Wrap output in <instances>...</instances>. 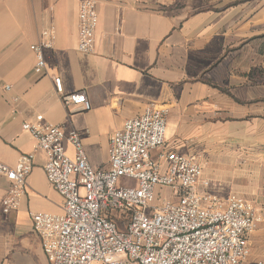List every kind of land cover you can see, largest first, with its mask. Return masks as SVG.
Returning <instances> with one entry per match:
<instances>
[{
	"label": "crops",
	"instance_id": "obj_1",
	"mask_svg": "<svg viewBox=\"0 0 264 264\" xmlns=\"http://www.w3.org/2000/svg\"><path fill=\"white\" fill-rule=\"evenodd\" d=\"M80 1L0 0V163L12 168L33 156L25 194L8 213L1 202L10 183L0 175V264H50L31 215L62 212L46 155L22 124L75 131L100 169L113 133L147 107L167 112L166 147L199 161L209 192L254 204L261 222L243 264H263L264 0H95L91 54L77 51ZM47 29L53 47L37 75L31 46ZM55 78L63 95L84 92L89 110L65 107Z\"/></svg>",
	"mask_w": 264,
	"mask_h": 264
},
{
	"label": "built area",
	"instance_id": "obj_2",
	"mask_svg": "<svg viewBox=\"0 0 264 264\" xmlns=\"http://www.w3.org/2000/svg\"><path fill=\"white\" fill-rule=\"evenodd\" d=\"M97 22L96 1L81 0L79 53H93ZM42 39L31 46L37 75L45 70L44 52L53 47L52 29L43 31ZM54 85L65 107L89 110L84 92L63 95L59 78ZM166 119L167 112L155 107L127 119L110 138L108 164L100 169L88 162L75 131L22 124L35 148L45 153L46 180L63 199L60 215H31L32 231L50 264L246 261L248 237L261 222L259 211L240 196L222 198L209 192L199 161L166 147ZM64 142L72 147L71 156ZM32 168V155H22L12 168L0 163V175L10 183L1 202L3 213L18 208Z\"/></svg>",
	"mask_w": 264,
	"mask_h": 264
},
{
	"label": "rangeland",
	"instance_id": "obj_3",
	"mask_svg": "<svg viewBox=\"0 0 264 264\" xmlns=\"http://www.w3.org/2000/svg\"><path fill=\"white\" fill-rule=\"evenodd\" d=\"M252 37V36H251ZM169 196L168 193H166V197Z\"/></svg>",
	"mask_w": 264,
	"mask_h": 264
}]
</instances>
